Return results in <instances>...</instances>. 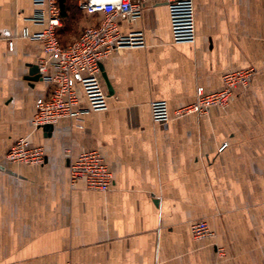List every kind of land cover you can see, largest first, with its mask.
I'll list each match as a JSON object with an SVG mask.
<instances>
[{"label": "crops", "instance_id": "1", "mask_svg": "<svg viewBox=\"0 0 264 264\" xmlns=\"http://www.w3.org/2000/svg\"><path fill=\"white\" fill-rule=\"evenodd\" d=\"M79 1L61 0L63 46L98 24ZM37 10L35 0H0V264H264V0L155 3L120 21L123 34L144 31L146 46L103 63L109 108L51 135L33 125L50 85L27 79L46 57L23 35L41 32ZM191 28L195 42L175 41ZM249 66L258 73L228 108L173 116L198 88L217 91L225 73ZM154 101L172 120L153 121ZM21 138L44 148L43 165L8 160ZM87 150L112 171L108 192L72 183L70 165ZM200 220L212 237H193Z\"/></svg>", "mask_w": 264, "mask_h": 264}, {"label": "built area", "instance_id": "2", "mask_svg": "<svg viewBox=\"0 0 264 264\" xmlns=\"http://www.w3.org/2000/svg\"><path fill=\"white\" fill-rule=\"evenodd\" d=\"M176 0H80L79 8L89 16H97L98 24L85 28L77 40L63 46L59 38L62 27L61 0H35L38 7L32 18L41 26L39 33L24 30V37L41 43L45 58L39 68L43 81L50 85L47 96L36 102L33 125L42 129L46 125H58L65 120H75L93 111L109 108V93L102 77V65L114 52L123 48L145 47L144 31L123 34L119 22H134L142 19L153 9L155 3H174ZM151 8V9H150ZM177 43L195 42L194 29L178 30ZM258 70L254 66L227 72L223 75L222 87L213 92L203 88L196 91L194 103L176 110L175 118L187 115H204L213 107L226 109L231 99L252 83ZM77 86H81L88 101L86 108L80 107ZM152 119L156 123L172 120V113L166 101L151 103ZM12 163L43 165L46 153L43 147L32 144L27 138L17 140L7 153ZM72 183L83 180L88 190L108 192L114 176L103 156L97 150H87L70 165ZM195 239L212 237L206 221L191 225Z\"/></svg>", "mask_w": 264, "mask_h": 264}, {"label": "water", "instance_id": "3", "mask_svg": "<svg viewBox=\"0 0 264 264\" xmlns=\"http://www.w3.org/2000/svg\"><path fill=\"white\" fill-rule=\"evenodd\" d=\"M102 71H103V66H102ZM103 77L105 79V82H106L108 89H109V92L111 94L112 88L110 87L108 79H107L105 74H103ZM27 79L31 82H37V81L43 80L42 75L40 74L39 66L31 67L30 72H29V76L27 77ZM42 129L44 130L45 133H49V135H51V133L54 130V126L53 125H46Z\"/></svg>", "mask_w": 264, "mask_h": 264}]
</instances>
